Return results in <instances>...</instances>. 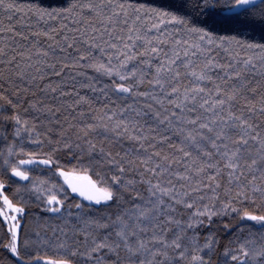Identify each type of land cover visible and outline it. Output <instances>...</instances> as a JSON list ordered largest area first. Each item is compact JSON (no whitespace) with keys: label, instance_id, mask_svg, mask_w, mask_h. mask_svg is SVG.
Returning a JSON list of instances; mask_svg holds the SVG:
<instances>
[{"label":"snow or ice","instance_id":"obj_1","mask_svg":"<svg viewBox=\"0 0 264 264\" xmlns=\"http://www.w3.org/2000/svg\"><path fill=\"white\" fill-rule=\"evenodd\" d=\"M0 13L9 22L0 21V247L11 264H264V124L253 122L264 121V0H0ZM16 16L27 34L11 23ZM51 21H61L60 39L56 28H39ZM40 36L52 43L39 47ZM65 69L88 81L79 87L100 107L78 92L64 105L35 98L73 95L61 90L67 80L39 87ZM82 105L72 122L56 119L62 107ZM124 138L135 148L114 151ZM26 165L47 169V178ZM33 200L62 223L51 236L47 221L25 229L21 240ZM215 221L223 223L209 231ZM253 229L261 243L241 240ZM234 230L236 246L219 252L217 232ZM52 243L63 258L39 255Z\"/></svg>","mask_w":264,"mask_h":264},{"label":"trees","instance_id":"obj_2","mask_svg":"<svg viewBox=\"0 0 264 264\" xmlns=\"http://www.w3.org/2000/svg\"><path fill=\"white\" fill-rule=\"evenodd\" d=\"M20 3H39L41 6L43 7H65L67 5V3L69 2V0H19ZM5 15L6 14H2L0 13V21H3L4 25H7L9 22L5 19ZM20 20L19 16H16L15 19L11 22L13 25H15L16 29L18 31H24L26 34L28 32V28L24 27L21 28L20 25L17 23ZM25 21L26 23H31L33 26H35L37 24L36 19L33 17L30 21L28 20L27 17H25ZM60 23L61 21H51L48 22L47 24H45L44 22H39V28L43 29L45 31H47L50 28H56L58 31L56 33H54L56 39H60L61 36H63L64 32L63 30H60ZM65 23H69V26H73L70 24V22H65ZM33 30H37L35 27H33ZM17 42L21 43V44H27V45H31L33 43L32 39H29L28 41H20L19 39L17 40ZM52 41L48 40L46 37L44 36H40L39 37V47L41 48H45L47 47V45L51 44ZM11 55V53H10ZM19 59V57H18ZM35 59V57H34ZM0 67H3L2 65H0ZM59 67V66H58ZM87 75L90 77H95V81H98L101 85L103 84H110L111 80L107 77H102L99 76L98 74H96L92 69H87ZM219 73H214V75H218ZM75 75L74 72H72L69 69H65V74L62 77H55V76H49L47 79H45V81L43 83L39 84L40 88L44 87V84L47 83H52L55 84L58 80H67V83L63 85L62 87V91H67L69 88H71L73 90V95H69L64 97L61 100H57V99H52L51 101H49L48 97L52 96V94L49 92L48 96H44V94L42 93H38L37 97H35L36 99H40V98H44L46 103H51L53 105H64V101H67L68 103H73L78 97L75 95L76 92H78V94L80 96H86L89 99H91L93 101L94 107H100L101 103L97 102V96L95 94H93L92 89L91 88H84V87H79L80 84L83 83H88L87 80H85L83 77H76L75 80L71 79L70 77ZM249 79L251 80V86L256 87L258 81H260V77L258 75H256L255 73L251 74L249 76ZM207 87H211L212 85H206ZM148 85L145 84L144 86L140 87L139 91H145L147 90ZM260 96V90L258 89L256 93L254 94H250L249 95V99L252 101H256L258 100ZM113 100H116L117 103H121V106L123 104H127V103H133V98L131 96L127 97V99H124L123 96L122 97H112ZM102 103H108V101H102ZM137 103L143 105L144 103H147V101L141 99L139 101H137ZM87 105H82L81 108H78L76 110L73 109H69L66 106L62 107V111L61 113L56 117V119L64 121L65 118H67V120L69 122H72L73 117H76L77 112L80 111L81 109L86 110L87 109ZM240 108V104L236 105V109L239 110ZM33 115H35L34 113H29V118H31ZM43 119L47 120L48 117L44 116L42 117ZM88 120L91 119L90 116L87 117ZM147 119V118H146ZM151 121L149 120V123ZM253 122L254 123H261L264 124V121H260L257 119L256 116H253ZM147 126V125H145ZM9 129L11 128V125L8 126ZM262 131H264V128L261 129ZM74 132V130H73ZM9 140L12 139L11 135H9L8 137ZM97 139H100V137H97ZM108 139H111V134H109ZM5 147V143L2 139H0V149H3ZM123 148H135V144L134 142H130L128 141L126 138L121 139L120 141H117L115 143V147H114V151H121ZM17 159H26V157H17ZM62 164L67 165L68 167L72 166V163H74V161H69V160H61ZM26 168L31 170L32 176L33 178L36 177H44L47 178L48 176V170L42 167H38V166H34V165H26ZM95 178V177H93ZM13 180H18V178H13ZM58 183L60 181H57ZM13 187H15V184H12L11 186H7L4 191L5 194L11 196L12 194V189ZM75 202V200H69L68 203L69 204H73ZM86 203V202H85ZM67 207V206H65ZM114 207V206H113ZM101 211H104V209H101ZM66 215V213H65ZM45 221H47V233L49 236H51V229L52 226H57V228L60 226V224L62 223L61 219L55 215L52 214H44V213H40L39 209L35 206V201L33 200L32 205H30L29 208V212L23 217V222H24V228L21 229V240H23L24 238V231L25 229H32L33 231L37 230V229H41L43 230V226L45 224ZM219 223H223V221H215L213 224V227L211 229H209V231H216V224ZM251 223V222H249ZM6 229L4 228H0V245L3 244L4 242V231ZM234 232H228V233H224L223 231H218L217 232V238L219 240V248L218 251L219 252H223V248L225 245H228L229 247H235L236 245L234 243L230 244V241L235 240V236H234ZM254 235L253 236H249V234L246 232L244 234V236L241 237V240L245 239V238H249V239H254L258 244L261 243V237L259 234V230L258 229H253ZM206 233L204 231H201V237H203ZM59 235V233L57 232V236ZM101 235H103V233H101ZM53 240H55V237H51ZM36 249L33 248L32 249V254L35 255L36 254ZM39 255L41 257H48L50 259H61L64 256V253L62 252V250L58 249L55 245V243L49 244L45 247H40L39 248ZM213 259H216V256H213ZM13 260V258L11 257L10 253H8L3 247H0V264H11V261ZM41 264H43L41 262ZM78 264H83V261H78Z\"/></svg>","mask_w":264,"mask_h":264},{"label":"rangeland","instance_id":"obj_3","mask_svg":"<svg viewBox=\"0 0 264 264\" xmlns=\"http://www.w3.org/2000/svg\"><path fill=\"white\" fill-rule=\"evenodd\" d=\"M252 223V222H251ZM43 263V261H41Z\"/></svg>","mask_w":264,"mask_h":264}]
</instances>
